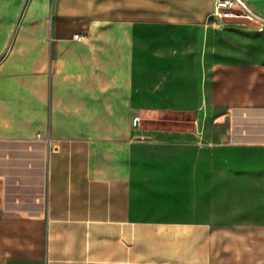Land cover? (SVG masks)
Instances as JSON below:
<instances>
[{"label":"crops","instance_id":"1","mask_svg":"<svg viewBox=\"0 0 264 264\" xmlns=\"http://www.w3.org/2000/svg\"><path fill=\"white\" fill-rule=\"evenodd\" d=\"M214 6L0 0V264H264V25Z\"/></svg>","mask_w":264,"mask_h":264},{"label":"built area","instance_id":"2","mask_svg":"<svg viewBox=\"0 0 264 264\" xmlns=\"http://www.w3.org/2000/svg\"><path fill=\"white\" fill-rule=\"evenodd\" d=\"M213 13L224 20L231 19L239 22H246L247 20L263 21L243 0H215ZM76 37L83 38V35L77 34ZM137 119V117L134 118L135 123Z\"/></svg>","mask_w":264,"mask_h":264},{"label":"rangeland","instance_id":"3","mask_svg":"<svg viewBox=\"0 0 264 264\" xmlns=\"http://www.w3.org/2000/svg\"><path fill=\"white\" fill-rule=\"evenodd\" d=\"M251 25H264L262 21L247 20ZM230 200L232 197H228ZM233 207L238 209L232 212L225 211V218H260L263 215L264 196L233 197Z\"/></svg>","mask_w":264,"mask_h":264}]
</instances>
